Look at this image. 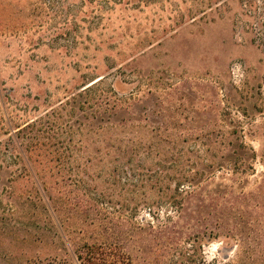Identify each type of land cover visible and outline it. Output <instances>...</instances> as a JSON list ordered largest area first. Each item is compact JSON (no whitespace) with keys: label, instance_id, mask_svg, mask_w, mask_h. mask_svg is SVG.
I'll return each instance as SVG.
<instances>
[{"label":"rangeland","instance_id":"obj_1","mask_svg":"<svg viewBox=\"0 0 264 264\" xmlns=\"http://www.w3.org/2000/svg\"><path fill=\"white\" fill-rule=\"evenodd\" d=\"M47 188L74 231L120 211L122 264H264V0H0V216ZM15 219L0 243L43 256Z\"/></svg>","mask_w":264,"mask_h":264},{"label":"trees","instance_id":"obj_2","mask_svg":"<svg viewBox=\"0 0 264 264\" xmlns=\"http://www.w3.org/2000/svg\"><path fill=\"white\" fill-rule=\"evenodd\" d=\"M194 181V177H184L181 181L176 183V188L172 194L173 200L171 201L173 212L177 215L181 210V206H176L175 204L181 203L187 196L192 193L190 185H187V182ZM183 184H186L183 187ZM187 189H184L186 188ZM100 196V195H99ZM104 198L103 195H101ZM11 197L18 202L19 199L23 200V204L28 205V209H24L20 217L16 215L13 216H0V236L10 237L11 231H7V226L13 222L15 225V218L25 217L29 220L30 226H37L39 230L38 237H35L34 240L29 241L28 243H38L42 245L45 249L43 256L33 255L29 257H20L18 255L16 247L19 249L17 242H20V245L27 243V240L24 237H15L16 244L9 241V249L7 242L3 239V243H0V260L1 261H17V263L22 262V264H122L124 259L129 260L128 257H123L121 255L120 248L121 244L118 240L121 238V233H116L112 231L107 234L103 229H99L100 225L105 220H116L120 215L109 216L104 210L101 209V204L97 199L92 198L87 202V208L81 210V220L82 222L74 230L70 224L71 211L73 209L68 208L66 210V217L64 221H61L57 215V203L58 196H55L51 189L47 188L44 191V194L37 195H13ZM178 202V203H177ZM69 203V200H67ZM180 205V204H179ZM62 208L60 209V212ZM207 215L215 214L216 216L220 215V210L212 209L206 210ZM38 216L40 225L32 220L33 217ZM83 216V217H82ZM121 216V215H120ZM85 226L83 227V225ZM70 226V227H69ZM86 226H98L96 238L93 241L94 243H87L86 238H88V230ZM14 227V226H12ZM15 233V232H14ZM75 234V235H74ZM106 234V235H104ZM77 235L81 236L78 237ZM87 236V237H86ZM61 242L65 248L64 254L59 256L55 252V245Z\"/></svg>","mask_w":264,"mask_h":264},{"label":"built area","instance_id":"obj_3","mask_svg":"<svg viewBox=\"0 0 264 264\" xmlns=\"http://www.w3.org/2000/svg\"><path fill=\"white\" fill-rule=\"evenodd\" d=\"M244 67L239 62H232L229 65V76L234 82L241 81L243 77Z\"/></svg>","mask_w":264,"mask_h":264}]
</instances>
